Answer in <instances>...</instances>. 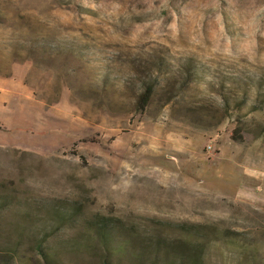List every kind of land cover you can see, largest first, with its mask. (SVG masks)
Instances as JSON below:
<instances>
[{
    "label": "rangeland",
    "instance_id": "1",
    "mask_svg": "<svg viewBox=\"0 0 264 264\" xmlns=\"http://www.w3.org/2000/svg\"><path fill=\"white\" fill-rule=\"evenodd\" d=\"M189 242L264 264V0H0V264Z\"/></svg>",
    "mask_w": 264,
    "mask_h": 264
},
{
    "label": "trees",
    "instance_id": "2",
    "mask_svg": "<svg viewBox=\"0 0 264 264\" xmlns=\"http://www.w3.org/2000/svg\"><path fill=\"white\" fill-rule=\"evenodd\" d=\"M153 87L152 86H148L146 87L145 91L143 92L141 99H140V111H144V109L146 108L147 104L150 102V99L153 95ZM226 103H228V100L226 101ZM100 228V234L102 236V240L108 245L111 242H115L118 245V251H121L124 256L132 261H136L137 259H139L140 255L143 256L142 258H140V260H144L147 261V259L149 257H153L155 258L157 261L160 262L159 256H157V251H161V247H185V245H166L169 242H163L164 240H158V244H165V245H156L157 247H145L144 250L142 251V253L138 252L133 248L131 243L129 242V240H124L121 242V240H119L118 238L116 239V234L114 232L115 228L118 229L119 226L113 225L112 223H109V221H102L101 223L97 224ZM170 226L176 227L178 228L182 234H184L186 237H190V238H194L195 240L198 241H205L207 242V240L211 239L212 236L211 234L206 235L204 232H202L199 226H195L192 224H169ZM156 240V239H155ZM145 241V240H144ZM157 241V240H156ZM167 241V240H166ZM146 243H150V241L147 239L145 241ZM151 242H154L153 240ZM157 243V242H156ZM190 244H187V247L192 246L195 247V252L196 254L194 256H192V258L190 259L191 264H204V247L201 246H197L194 242H189ZM106 245V246H107ZM150 252H153L154 254L148 255ZM148 253V254H146ZM155 255V256H154ZM203 256V257H202ZM138 261V260H137Z\"/></svg>",
    "mask_w": 264,
    "mask_h": 264
}]
</instances>
